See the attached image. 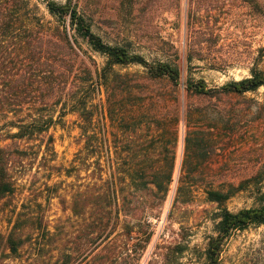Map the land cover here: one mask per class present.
Returning a JSON list of instances; mask_svg holds the SVG:
<instances>
[{
  "label": "rangeland",
  "instance_id": "1",
  "mask_svg": "<svg viewBox=\"0 0 264 264\" xmlns=\"http://www.w3.org/2000/svg\"><path fill=\"white\" fill-rule=\"evenodd\" d=\"M30 1L51 20L42 0ZM137 1L121 6L120 0H86L92 9L94 31L106 42L128 45L131 52L149 62L170 61L181 67L179 141L174 181L166 200L161 202L154 190H136L127 184L126 203L114 234L89 255L94 245L88 236L85 195L98 193L102 181L90 177L94 167L80 172V177L78 172L68 176L84 146L78 116L68 115L63 124L51 130L55 161H44L43 150L38 160L15 167L17 191L7 212L0 213V231L7 237L17 223L15 236L24 241L22 256L14 259L6 256L9 252H1L0 264H60L63 253H68L74 264H202L221 208L238 212L258 205L259 190L264 191V88L217 100L188 96L184 84L194 78L204 79L210 87H221L249 78L253 67L264 70V0ZM90 54L101 66L104 64L102 56ZM189 55L193 57L191 63L187 62ZM118 69L135 78L144 72L139 65ZM152 87L162 89L160 85ZM104 104V95L92 103V131L101 133L100 139L105 126L112 131L104 118ZM189 105L195 109L192 122L199 136L212 139L211 158L203 163L187 158L185 137L189 128L184 115ZM163 111L171 112L168 108ZM148 121L143 118L136 125L140 129L134 132L131 123L128 129L120 126L114 130L123 162L140 160H135L129 148L165 146V141L152 142ZM96 157L88 163L95 162ZM164 158L163 154L152 160ZM211 190L235 194L221 205L210 201ZM13 211V220L8 223ZM39 214L49 224L52 237L48 241H35L38 231L28 219ZM123 221L133 225L131 231L124 229ZM222 262L264 264V226L235 233L224 247Z\"/></svg>",
  "mask_w": 264,
  "mask_h": 264
},
{
  "label": "trees",
  "instance_id": "2",
  "mask_svg": "<svg viewBox=\"0 0 264 264\" xmlns=\"http://www.w3.org/2000/svg\"><path fill=\"white\" fill-rule=\"evenodd\" d=\"M136 1L120 0V4ZM42 2L51 20L30 0H0V203L3 202L0 213L7 212L17 191L15 167L38 160L43 150L44 161H55L57 153L51 130L63 124L68 115L75 114L84 146L67 174L72 176L78 172L76 176L80 177V172L94 167L90 177H100L102 181L98 193L91 191L85 195L84 210L90 220L88 236L94 245L88 253L91 255L114 234L126 203L127 184L136 190H154L161 202L168 196L174 181L179 141L182 70L178 63L149 62L131 52L128 45L106 42L94 31L92 9L86 0ZM90 53L102 56L104 64L101 66ZM192 61L189 55L187 62ZM131 65L144 68L139 78L118 69ZM154 84L162 89L151 88ZM261 88H264V70L256 67L251 69L249 78L233 80L221 87H210L204 79L194 78H188L184 84L188 96L217 100L232 99ZM101 95L105 97L104 118L112 130L105 126L103 139L99 138L101 133L92 131L95 117L92 103ZM167 108L171 112L166 114L163 110ZM195 114L194 106L189 105L184 115L189 128L185 149L188 159L193 157L203 163L211 158L213 145L210 137L199 136L197 125L192 122ZM143 118L149 120L152 142L165 141V146L129 148L135 160H140L125 163L121 160L114 130L120 126L128 129L131 123L134 132L140 129L136 125ZM163 154L164 159L152 160L153 156ZM91 157H96V161L90 164ZM234 194L208 191L210 201L221 205ZM258 194L257 206L238 212L221 208L202 264H223L224 247L235 233L264 226V191L261 189ZM10 214L8 223L12 222L15 212ZM20 217L17 216V222ZM28 220L35 232L38 231L36 242L52 237L44 215L30 216ZM123 222L126 230L133 226ZM17 230L15 222L7 237L0 231V253L7 251L6 256L14 259L22 256L20 248L24 243L15 236ZM70 259L68 253H63L60 264H74Z\"/></svg>",
  "mask_w": 264,
  "mask_h": 264
}]
</instances>
